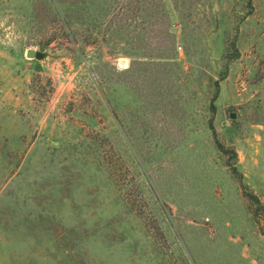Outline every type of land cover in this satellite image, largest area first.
Masks as SVG:
<instances>
[{
	"label": "rangeland",
	"instance_id": "rangeland-1",
	"mask_svg": "<svg viewBox=\"0 0 264 264\" xmlns=\"http://www.w3.org/2000/svg\"><path fill=\"white\" fill-rule=\"evenodd\" d=\"M0 264H264V0H0Z\"/></svg>",
	"mask_w": 264,
	"mask_h": 264
},
{
	"label": "trees",
	"instance_id": "trees-1",
	"mask_svg": "<svg viewBox=\"0 0 264 264\" xmlns=\"http://www.w3.org/2000/svg\"><path fill=\"white\" fill-rule=\"evenodd\" d=\"M221 150V149H220ZM223 153H225V154H228V153H230V157L232 158V159H234V160H236L237 159V154H236V152L235 151H232V152H228V150H221ZM245 195V198L249 201H254V202H256V204L257 205H260V200L258 199V197L257 196H254V195H252V194H247V193H245L244 194ZM261 207V206H260ZM262 211V210H261ZM253 213V215L256 217V218H258V217H261L262 216V214L261 213H255L254 211L252 212Z\"/></svg>",
	"mask_w": 264,
	"mask_h": 264
},
{
	"label": "water",
	"instance_id": "water-1",
	"mask_svg": "<svg viewBox=\"0 0 264 264\" xmlns=\"http://www.w3.org/2000/svg\"><path fill=\"white\" fill-rule=\"evenodd\" d=\"M27 56L29 58H34V59H37V60H41L45 57V54L43 52H36V51H33V50H29L27 52ZM232 118H235V115L233 114L232 115Z\"/></svg>",
	"mask_w": 264,
	"mask_h": 264
},
{
	"label": "built area",
	"instance_id": "built-area-1",
	"mask_svg": "<svg viewBox=\"0 0 264 264\" xmlns=\"http://www.w3.org/2000/svg\"><path fill=\"white\" fill-rule=\"evenodd\" d=\"M119 63H122L120 67H124L125 69L129 68L130 62L128 60H119Z\"/></svg>",
	"mask_w": 264,
	"mask_h": 264
}]
</instances>
